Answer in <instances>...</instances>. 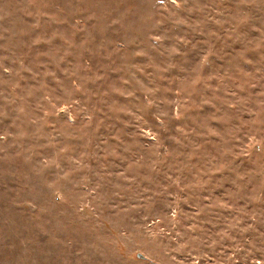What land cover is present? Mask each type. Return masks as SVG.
<instances>
[{"label":"rangeland","instance_id":"374dc122","mask_svg":"<svg viewBox=\"0 0 264 264\" xmlns=\"http://www.w3.org/2000/svg\"><path fill=\"white\" fill-rule=\"evenodd\" d=\"M0 264H264V0H0Z\"/></svg>","mask_w":264,"mask_h":264}]
</instances>
